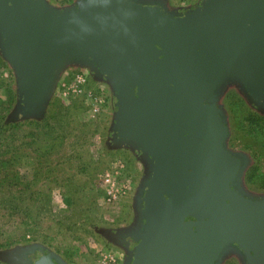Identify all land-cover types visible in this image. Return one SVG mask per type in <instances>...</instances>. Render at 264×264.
Returning a JSON list of instances; mask_svg holds the SVG:
<instances>
[{
    "label": "water",
    "instance_id": "95a60500",
    "mask_svg": "<svg viewBox=\"0 0 264 264\" xmlns=\"http://www.w3.org/2000/svg\"><path fill=\"white\" fill-rule=\"evenodd\" d=\"M0 46L24 117L42 113L72 64L115 87L117 135L154 162L132 264H221L233 245L264 264V205L231 187L239 163L218 107L231 82L264 100V0H201L185 13L163 0H81L63 11L0 0ZM33 264L60 263L41 252Z\"/></svg>",
    "mask_w": 264,
    "mask_h": 264
},
{
    "label": "rangeland",
    "instance_id": "374dc122",
    "mask_svg": "<svg viewBox=\"0 0 264 264\" xmlns=\"http://www.w3.org/2000/svg\"><path fill=\"white\" fill-rule=\"evenodd\" d=\"M45 1L60 11L81 2ZM163 1L168 3L170 11L177 10L178 13L192 11L201 2L184 0L182 3L180 0V6L176 7L169 3L170 0ZM8 68L2 75L5 79L12 76L20 99L17 75L11 66ZM77 75L87 79L84 93L80 95L72 92ZM241 90L235 82L226 84L218 107L230 128L231 149L245 152L250 159V148L259 153V161L250 160L247 166V175L249 170L253 175L251 178L246 176L245 185L249 191L264 195L261 184L264 181L263 138L259 144L251 142L255 141V134L262 137L263 134L255 120H248L250 112H247L248 105ZM0 98H3L2 91ZM117 103L115 87L106 77L96 74L93 67L72 64L60 75L40 115L24 117L19 104L4 112L5 121L11 123L33 119L43 124L44 120H49L53 126L62 127L65 139L62 148L47 157L45 169L40 170L43 176L34 187L47 197H43L45 201L36 202L32 215L12 210L25 204L12 202L14 200L8 196L0 199V264H26L22 256L29 248L50 254L60 264H99L106 254L115 258L117 264H128V251L116 236L131 233L139 224L138 203L149 170L139 149L116 139ZM249 131L253 134L250 137L247 136ZM24 151L28 155L29 151L25 148ZM256 166L258 175H254ZM19 168L22 181L29 186L33 181V169L26 165H19ZM107 173H114L117 182L126 186L124 194L113 202L108 201L103 184ZM221 264L245 262L233 250L226 253Z\"/></svg>",
    "mask_w": 264,
    "mask_h": 264
},
{
    "label": "trees",
    "instance_id": "16d2710c",
    "mask_svg": "<svg viewBox=\"0 0 264 264\" xmlns=\"http://www.w3.org/2000/svg\"><path fill=\"white\" fill-rule=\"evenodd\" d=\"M8 65L11 66L6 60L5 53H2L0 46V91H2V96L4 98H0V199L8 196L11 197V200H14L12 202L25 204L22 205L23 207L17 205L13 207L14 209L12 210L20 214L29 215L33 212L36 202L46 200L43 197H47V194L34 186L37 185L43 176L40 170L45 169L47 157L56 150L62 148L65 135L62 132V127L53 126L49 120H44L43 124L33 119L16 123H11L8 120L7 122L5 121V113L8 112L10 106H17L19 104L21 109L23 108V105L20 104L15 81L12 76L10 75V80L5 79L2 75V72L4 69L8 68ZM9 70L5 71L11 73ZM248 111L250 112L248 114V120H255L254 123L257 124L260 133L263 134V137L259 134H255V141L251 142L255 143L257 141V144H259L260 139L263 138L261 150L264 152V116L251 110L249 107L247 108V112ZM22 127L27 130H22ZM252 135V132L249 131L247 136L250 137ZM23 138L25 140H23ZM24 148L29 151L28 155L26 154L27 151L22 152ZM249 150L251 153V160L254 159L253 162L255 160L259 161V153L253 148ZM19 165H26L33 169L34 182H30L29 186L21 179V167L19 168ZM257 171L258 168L256 166L254 168V175H258ZM251 175H253L251 170H249L248 175L246 172L248 178H251ZM261 181H263L262 178ZM261 184L264 186V181ZM25 256H27V254H25Z\"/></svg>",
    "mask_w": 264,
    "mask_h": 264
},
{
    "label": "flooded vegetation",
    "instance_id": "af4514ba",
    "mask_svg": "<svg viewBox=\"0 0 264 264\" xmlns=\"http://www.w3.org/2000/svg\"><path fill=\"white\" fill-rule=\"evenodd\" d=\"M242 92V96L244 97V101L246 102V104L248 105V107L253 110L256 111L258 113H260L261 115L264 116V100L257 102L252 100V102H249L248 98L245 96L246 93L243 92V90H241ZM225 121L226 127H227V131H228V140L226 141V148L232 152V154L234 155V158H236V160L239 163V167H238V171L236 174V178L235 180L231 183V187L233 188V190L242 198H244L245 200H248L252 203H256V204H263L264 205V195L261 194H256L253 193L251 191H249L246 188L245 185V176H246V172H247V166L250 163V156L248 154H246L243 151H233L230 146V135H229V126L227 123L226 118H224V116L222 117ZM117 135V133H116ZM116 139L118 140L119 143H123L124 141L122 139L119 138V136L117 135ZM115 140V143L116 141ZM117 144V143H116ZM136 148H139V153L142 155L143 150L142 148H140V146L138 144L135 143L134 145ZM145 154V153H144ZM147 164L148 167V175L146 177L145 183H144V189L142 191V194L140 195L139 198V203H138V213L140 216V220H139V224L135 226V228L131 231V233L129 234H122V236L117 237L116 239L124 246L126 247L127 251H128V264H132V260H133V255H134V251H135V242L137 239H139L142 236V233L144 232L143 230V215H144V196H145V190L146 187L148 185V183L150 182L152 175H153V168H154V162L151 158L146 157V156H142ZM233 248L236 249V252L239 253V251L237 250V247L235 245H233ZM241 256L244 257V255L242 253ZM41 253L39 252H35L33 254H27V256H22V261L27 262V263H31L33 264L39 257H40ZM245 264L246 261H245Z\"/></svg>",
    "mask_w": 264,
    "mask_h": 264
},
{
    "label": "built area",
    "instance_id": "2783aa9c",
    "mask_svg": "<svg viewBox=\"0 0 264 264\" xmlns=\"http://www.w3.org/2000/svg\"><path fill=\"white\" fill-rule=\"evenodd\" d=\"M182 3H185L184 0H182ZM74 82V91L72 92L78 95L83 94L84 88L87 85L86 77L84 75H77ZM103 184L105 185L109 202L117 200L126 191V186H124V184L120 185L117 182L114 173H107L103 178ZM99 264H117V260L112 256L106 254L101 258Z\"/></svg>",
    "mask_w": 264,
    "mask_h": 264
},
{
    "label": "crops",
    "instance_id": "0c3cea01",
    "mask_svg": "<svg viewBox=\"0 0 264 264\" xmlns=\"http://www.w3.org/2000/svg\"><path fill=\"white\" fill-rule=\"evenodd\" d=\"M194 2V1H193ZM169 3L172 5V6H180V0H170ZM187 5H189V1L187 2Z\"/></svg>",
    "mask_w": 264,
    "mask_h": 264
}]
</instances>
